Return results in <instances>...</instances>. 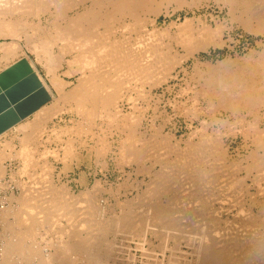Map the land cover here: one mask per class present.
<instances>
[{
	"label": "bare ground",
	"instance_id": "1",
	"mask_svg": "<svg viewBox=\"0 0 264 264\" xmlns=\"http://www.w3.org/2000/svg\"><path fill=\"white\" fill-rule=\"evenodd\" d=\"M185 1L187 2V0H185ZM185 1H183V0H12L11 1L10 0V2L8 3V1L5 0L4 2H7V4H3L4 2H1V0H0V2H1L0 6L4 5L3 7L7 8V9L4 8L5 9V10L3 9L4 11H2V8L0 9V11H1L0 16L4 15L0 19V36H10L12 38L10 42L2 43L3 45H1V46H3V52L4 53H2L3 57L2 56H1L2 58L0 57V61L6 62V61H9V60L15 58L18 55V51L22 47L21 46V42H23L22 40L25 39L26 40V46H27L26 48H28L29 51L33 52L36 55L35 56L36 59L38 58L39 61H43L44 64L46 65V67L45 66L44 67H45V69L47 68V70H48L47 73H49V75H51L50 76L51 77L50 79L52 80L51 83L54 84L52 86H54V88L56 87V89H58L56 91L57 95L59 94L58 92H60L59 97L56 98V101H55L56 103L52 102L51 104H53V105L52 106L48 105V107H46V108H43L45 106H42V109L40 108L39 111H37V112L35 111L36 113L33 117L34 118L33 120L26 121V123H23L16 128V130L22 134V136L19 138V146H18L19 150L18 151L16 150V152H15L14 147L10 141L11 139L9 141H6L5 143H3L2 146H0V191L8 189L9 187H11L10 184H5V182H4V180L6 178V174L8 172V166L5 165V163H7L6 160L15 159V158L21 159V162H22L21 164L23 165V167L20 169V171L22 174L26 173V176L28 175V172L30 171V170H28V168H30L31 166L33 167V162L36 163V160H38V161L40 160V158H38V157H37L38 159L34 160V158H33L34 155H32V153L35 152L33 150L39 144H42V143H40V138L43 137L44 134L47 132V130H46L47 122H49L54 117L59 116V115H61V113L66 112V111L70 112L71 114L73 113L76 117L77 116L81 117L80 120L85 121V122H88L89 120H91L95 116L101 120L102 126L106 125L107 129L108 128L111 129L113 127L116 130V133H114L115 135L113 136V139H111V140H113L112 142L108 141L109 139H108V136L106 135L108 133L105 132L106 134L103 133L101 135L97 134V136L95 137L96 138L95 139V145L94 146L90 145L92 147V149L95 150L97 155L103 157V155L105 156V154L109 150H111L112 153H114L115 155H118L117 159L120 160V162L121 161L122 162L127 161V162H131V163H135V165L136 164L140 165V167L136 168L137 172L138 173L143 172L145 174L144 175L145 177L143 176L144 179L142 177L141 179H143V180L140 179L137 183L138 188H139V189L137 188L138 189L137 191H139V193L141 192L140 190L142 189V186H141L142 184H143V186H146V187H143V189L146 188L144 190V192L142 194H139V195H141V197L144 198V199H142L144 201L146 199V196H148L152 200V202L148 203L149 204L148 209L145 208V210L147 209L146 213H143L142 215H140L142 212H140V213L137 212L138 210H136V211L133 210V211L137 212L140 215V219H142V221H140V219H139V221L143 222V229H142V235H141L142 238L141 239L139 238L138 240L136 239L137 248L142 251L144 256H147L149 261H152L151 259L153 257V262H152L153 264H264V233L261 231L262 235L258 234V233H260L259 228H257L259 232L258 231L255 232L256 230L254 232H251L253 230L252 228L256 229V227H258L260 225V224L256 225V221L254 220V218H256V220H257V217L261 219L259 221V223H261V226L264 229V186L261 185L262 184L261 181L264 180V177L261 178V176H258L259 174L257 176H255L252 173L254 169H260V168L264 169V113H262V111H264V52H263L262 56L259 54V57H261V58L259 61H257L259 63L256 67H254V65L252 66V67H254V69H252L251 66H249L250 69H252V70L249 71V73H246L247 75L244 74V76L243 75L238 76L239 74L237 75L236 72H234L236 74V76H234V75L231 76L232 75V72H231V75H230L231 77H229L228 79H223V78L221 79L220 78L221 79L220 80L218 76H217L218 79H215L214 77H216V76H214V75L212 77V73H211L210 74L211 77L209 76V78H208L209 81L206 77H205V80L207 79V81L204 82L202 80L204 84L206 83L205 85L203 83H201V84H203V87H202L203 92L202 93L204 95V99L209 101L211 106H218V108L220 107V109L223 110V112H224V113L222 112V114H225V112L229 113L226 116L227 117L226 119L220 118L219 120H217L216 118H214V120L216 119L215 120L216 122L220 121L219 123H217V125L219 126L218 128H215L216 124L214 125L213 121H211V119H210V122L207 119H204V120L202 119V121L200 122V125H201L200 129L198 131H195V130H197V129H195L193 132V135L191 134V136H190L191 139L188 138L190 140H188L187 142L185 141L186 143L183 145V144H181V140H180L181 138L179 139L180 140L179 141V140H176V137H174V135L168 134L169 132L164 134L162 127L160 128L161 125L158 128H156L155 123H154V120H155L154 116H151L153 118V120L151 119L152 124H149L148 132L147 131L144 132V130L142 131L144 133L141 132V126L143 124V120L145 119V110H143L144 108L142 109V108L138 107L136 102H138V100L140 98L142 100L143 99L148 100V99L152 98L153 96L150 97L151 96L150 92H151L152 88L157 87V86L162 85V84L164 85L165 83L169 82V80L171 78H175L176 76H174V72L178 68V66L183 65L190 58L195 57L196 53H198L200 51H206V50H208L210 45H212V44L216 45V43H218L217 39H214V37H216V36L213 37V35H214L213 29L214 28L211 30H208L207 28H209V27L207 26V28L198 29L197 28L198 26L196 25L197 26L196 28L198 30L193 29L191 25H192V21L194 22L195 20H193L192 18H187L185 20V22L179 24L180 25L179 29L176 32L177 35H175V38H174L177 41V43L175 41L176 45L180 44L182 46L183 53H181V54H179V56H177V53H179V52H176V53L174 52L175 53L174 54L172 51L173 47L172 48L167 47V45L170 46L172 44V40L170 42L171 44L169 45L168 39H167L166 43L162 39V41L166 44V46H165L166 48L162 47V46H164V43H161L163 45L159 46L160 44H158V43L161 42V39H159V38H161L162 35H164L170 29L165 30L164 28L166 26L163 28L164 30L162 28H161L162 30L157 28V26H156L157 19L163 13H167V15H168L170 6L172 4H176L177 5L176 8L179 9L180 7L184 6V3L186 5ZM201 1L202 0H191V5L189 3H188V5H190V8H194L198 3L200 4ZM215 1H217V2L223 1L225 4H229V5H233V6L238 1L239 4L242 5L243 9L245 10V12L247 13V15L250 18H255L261 22H264V0H215ZM224 3H223V5H224ZM1 4H3V5H1ZM5 5H7V6H5ZM225 6H227V5H225ZM233 9H235V8H233ZM73 10H75V11L77 10V11L74 13V15L72 14L73 15L72 16L69 13H70V11L72 12ZM142 12H144L143 15H145V13H146L148 15V18H149V15L151 17H154V19L151 18L152 21L150 20L152 25H153L152 29L147 28L148 27L147 26L148 23L146 24V21H147L146 18L147 17L143 16L141 18ZM239 12H241V11H239ZM233 13H235V12H233ZM16 15H18V16H16ZM11 16H13V17H11ZM233 16H235V18H236L237 15H233ZM30 17H32L31 18L32 20L30 19ZM204 17H205V15H204ZM143 18H145L146 20ZM199 18H198V20H199ZM44 19H46V20H44ZM196 19H197V17H196ZM239 19H241V18H239ZM200 20H201V18H200ZM200 20L197 21V23L200 22ZM119 21L121 22V25L120 26L115 25V23H117V22L119 23ZM223 22H221V23H223ZM261 22H259V23H261ZM261 24H263V23H261ZM173 25L175 26V24H173ZM254 25H256V23ZM205 26L206 25H204V27ZM209 26H211V25H209ZM218 26H220V25H218ZM249 26H250V24H249ZM177 27H178V25H177ZM248 28L251 29V27H247L246 29H248ZM51 29H53V33H51V31H48ZM166 29H167V27H166ZM216 29H215V31L217 32L218 30H216ZM256 30L257 29H255V31ZM210 31H212L213 33H211ZM219 31H220V29H219ZM224 31H226V30H224ZM262 31H264V30H262ZM170 32H171V30H170ZM166 34H168V33H166ZM263 34H261V35H263ZM165 35H164L165 38H166V36L167 37L169 36V38L173 39V37H170L171 35H166V36ZM219 35L221 37L222 34L219 33L218 37H219ZM133 38L136 39V41L135 40L132 41ZM61 43H62V47L59 50V54L56 53V55H55L54 54V47L57 46L58 44H61ZM176 45H175V47H176ZM258 45L259 44H257V46ZM173 46H174V44H173ZM260 46L262 47V45H260ZM263 46H264V43H263ZM253 48H254V46H253ZM255 49H256V47H255ZM69 52L75 53V55L72 59H69V60L66 59L67 60L66 65H68L67 67H69L67 69H70V71L68 72V70H66L67 72L65 71L66 72L65 75H67V73L69 75H71L72 73H78L79 78H77L78 79L77 84H74L73 87L71 86L72 87L71 89L65 91L64 90L65 86L67 84H70L71 82L70 83L68 81H67V83L64 82V80H61L63 78H59L58 77L59 75L58 76L56 75V72L61 67V63L63 62V60L65 58L64 56ZM253 52H256V51L254 50ZM249 53H250V51H249ZM254 55H256V54H254ZM243 57H245V56H243ZM239 58L240 57H238V59ZM255 58L258 59V57H255ZM227 59H230V58H227ZM247 60H244V61L246 62ZM252 60H254V58ZM39 61H37V62H39ZM229 61L230 60H228L227 62H229ZM231 61H232V59H231ZM244 61H241V63L242 62L244 63ZM196 62H198V61H196ZM221 62H223V61H221ZM30 64H32V61ZM39 64H41V63H39ZM240 64H239V66H240ZM200 65H201V63H200ZM245 65L246 64H244V66ZM32 66H33V64H32ZM219 66H221V65H219ZM230 66H232V65L230 64ZM227 67H229V66L227 65ZM247 68H248V65H247ZM244 69L245 68L243 67L242 71ZM218 70L220 71V69H218ZM236 70H238V68ZM203 72H202V74H203ZM223 72L225 73V70ZM246 72H248V71L246 70ZM199 74L201 75V73H199ZM227 74H230V72ZM69 75H67V76H69ZM192 76H193V74H192ZM125 78L128 81H129V79H132V80L135 79L133 82L138 81L137 83H139L140 86L136 87L138 85L137 84L134 88V86H132L131 82H130L132 80L129 81L130 82L129 86L126 85L128 83L125 82ZM211 78H213V79H211ZM50 79H49V81H50ZM199 79H201V77H199ZM192 80H193V78H192ZM188 81H190V79ZM202 81H200V82H202ZM145 84L149 85V87H148L150 89V90H148L149 93H147V90H145V88H144ZM125 87H127V89ZM190 91H191V89H190ZM167 92H168V90H167ZM187 92H188V90H187ZM134 94H136V96H134ZM54 99H55V97H54ZM124 101H127L128 104L131 105V107L134 109L133 113L132 112L129 114L123 113V108H122L123 106L121 103L122 102L124 103ZM157 102H158V100H157ZM169 102H171V101H169ZM182 102H184V101H182ZM180 103H181V101H180ZM147 104H148V102H147ZM164 105H165V103H164ZM174 107L175 106L173 103V108ZM155 108H157V105ZM255 108H258V110H259L258 113L255 112V110H254ZM147 109L148 108L146 107V111H147ZM197 109H198V107H197ZM199 109H200V107H199ZM239 109L246 110L247 116L243 117L242 114L240 115V117L242 116L243 118L240 119V128H239L240 130H238L239 131L238 135H241L245 139V141H247L251 137H253L254 141H256V143H257V147L255 148V150L253 152L248 151L249 153L252 152L251 157H250L252 163H249V164L247 163V165H244V164H242V162H239L240 160L237 162L232 158L230 151H229L230 149L228 148V146L225 147L224 140H223L224 135H225V132L223 131V129L225 130L226 128L231 126V123H234V122H230V120L232 117H234L237 114L236 112ZM98 110H99V112H98ZM260 110H262V111L260 112ZM158 113H161V111H159ZM240 113H238V114H240ZM219 114H221V112ZM212 117H215V116H212ZM175 118H176V116H175ZM235 118L239 119L237 117H235ZM156 119H157V117H156ZM199 119H200V117H199ZM236 119L233 121H236ZM74 120L76 121V119H74ZM78 121H76V122H78ZM82 121H81V123H82ZM90 122L91 121H89V123ZM93 122H95V121L93 120ZM237 123H239V120ZM86 124L88 125V123H85V125H83V126L85 127ZM79 125L81 127V129H79V131L82 129H84V130L88 129L86 131V133L88 131L90 132V130H91V128L89 130L90 125H88V128H87V126L85 128H83L82 124H79ZM93 125H92V127H93ZM179 125H181V124H179ZM232 125H234V124H232ZM165 126H166V124H165ZM76 127H77V125H76ZM235 127H236V125L234 126V129H232V130H235V132H236ZM70 128H69V130L71 133V130H73V129L72 128L70 129ZM51 130H53V129H51ZM53 131H55V130H53ZM53 131H51V134ZM79 131L76 130V132H78V133H79ZM110 132H111V130H110ZM190 132H192V131H190ZM94 133H96V132L94 131ZM5 134L6 133H4V135ZM58 135H59V133H58ZM47 137L48 138H46V139L50 140L49 136H47ZM79 137H81V136H79ZM93 137L94 136L92 135V138ZM54 138H55V136L53 137V139ZM194 138H197V139L195 140ZM72 140L73 139H71V141H70V139H68V141H70L68 143L65 141L66 146L63 148L65 151V156L68 158L70 156H72L73 154L75 155L74 150L76 148V145L75 146L73 145ZM82 145H85V144L83 143ZM244 147H243V149H244ZM7 149H9V152H11V153H6L5 151ZM260 149H261L262 153L259 152ZM47 150H49V149H47ZM88 150H89V148H88ZM64 151H63V153H64ZM162 151L163 152L169 151V152H167L169 154L174 152L173 154L176 157L174 156L175 158L172 159V157H171V159H169L168 157H166V155H165L166 153L163 154ZM240 151H241V149H240ZM52 153L54 154L53 151H52ZM57 154L58 153L55 152V155H57ZM95 157H96V155H95ZM74 158H76V157L74 156ZM246 158L248 159V157H246ZM45 160H47V159L45 158ZM148 160H149V162H151L149 167L147 165L145 166V163ZM66 162H68V161H66ZM69 164H72V163H69ZM101 164L104 165V163H101ZM127 164H125V165H127ZM37 165L40 167L39 164H37ZM141 166H142V169H141ZM41 167H43V165ZM47 167L49 169L51 168L49 165H47V162H45L43 168L44 169L46 168V170H47ZM106 167H105V169H106ZM114 167H116V166H114ZM33 168H31V169H33ZM230 168L235 169V171H237L238 174L231 172ZM49 169H48V171H51ZM263 169H262V171H264ZM46 170H44V171H46ZM33 171L34 170H32V172ZM242 172H244L243 176H242ZM39 173H40V175H42L41 172H39ZM45 173H47V171ZM45 173H44V175H45ZM95 173H93V174H95ZM113 173H114V171H113ZM66 174H69V173L66 172ZM37 175H39V174H37ZM37 175H35V178ZM40 175H39V178L42 177ZM134 175H138V174H134ZM122 176L124 177V175H122ZM10 177H11V175H10ZM29 177H30V175H29ZM45 177L48 178V176H45ZM101 177H102V175H101ZM13 178H11V179H13ZM146 178L148 179V181H146ZM27 180H30L28 178V176H27ZM51 180H53V178ZM99 180H100V178H99ZM111 180H113V179H111ZM39 181H40V179H39ZM38 182H36V184H38ZM131 182H133V181H131ZM30 183H31V180H30ZM30 183L24 184V183H20V181H18V184H16L18 186V188H20V190H21L20 196L18 195L19 197L16 199V200H19L21 207L17 206V208L20 207L22 209L19 208V210H16V208L13 209L9 206H6V203H5L6 201L3 203L4 205H2V207L0 208V218L3 220H5V218H8L9 216L8 217H6V216L11 214V213L12 214L14 213V217L17 213L21 214V216L19 215L21 217L19 220L17 219V217H15V219H17L18 222L21 224V227H19V226H18V228H16L15 226L11 227L12 229H13V227H15L17 232H19L18 234L16 232H14V233H16L17 240L11 241V243H8V246L5 245L6 246L5 253H8V255L10 256V253L12 252V250L14 252L17 250L19 252H22V255H20V256L23 257V254L25 255L23 257V259L25 258V261L29 260L28 263L32 261V262H37V264H74L72 261L74 259V257H73V259H71V256L69 255V253L71 251H76L75 253H78V255H81V253H84V255L85 254L88 255L90 253L94 254L93 242H90L89 240H91L94 236L98 235V233H99L98 231H97L98 232L97 234L96 233L93 234L94 236H92L90 239L84 241L85 246H83L82 243H80V244H74V242L62 243L63 242L62 241L61 243H59L60 244L59 246L62 249H60L56 253L51 254V253H47V252H43V251H39L40 252L39 253L37 251L38 247L37 248L34 247L36 244L34 246H32L31 245L32 243H30L28 245H31V246H27V244H26L27 242H25L26 236H28L31 233H33V236H34V231L38 232V230H35L36 227L33 228V226H26L25 224H27L26 222H30L28 219L31 218L30 215H32L33 213H36L37 215H38V213H44L47 218L45 216L44 217L48 221H52V222L55 220V217H56L55 215H60L62 217L64 216L63 218H65V219L66 218L68 219V217H69L70 220L66 221L68 223H71V221L73 220V217L75 216L74 220L77 223V221L81 220V219L77 220L76 218H79V216L77 217L76 215L79 214V215L83 216L82 214L88 213V212L82 213L83 211L86 212L83 208H85L84 206L86 204L89 207V204H91L93 202L92 200H94L97 197L96 194H97V191H99V189H100V186H99L100 182H97V184L94 183V185H93L94 187H92V190L88 189L85 192L86 197L85 196L84 197L87 198L88 201L90 200V202L87 203V199L85 200V198H84L85 202L84 201L83 202L86 203L85 205H83V203L81 204V202L78 203L79 201H77V200L81 199L79 194H76V195L79 196L80 199L78 197H77L78 199L74 197L77 200H75L73 198V196H72L73 192L71 193L69 190L70 187L67 188L63 185L62 187L60 186V188L57 186L58 187L57 188L55 186V184H50L53 186L49 187L50 188L49 191L47 188L46 192H48V193L45 192V194H44L43 191H41L40 189H37L38 186H36V188L32 187V186H30ZM43 183H44V181H43ZM46 183L48 185L47 184H44V185L49 186L48 181ZM39 185H41V184H39ZM258 185H259V188H257L258 191H256L257 193H255V194L261 196V198L263 199V200H260V202L262 201V204L260 203L261 209L259 210V213H256L254 211L253 207H254V205H257V206L259 205L258 204L259 200L253 199L252 203L250 204L251 205L250 209L248 211H246L244 209L246 205L244 206L243 203L241 202V204L243 205L242 206L239 203L240 201L238 202L239 197L241 196L240 195L241 192H239V191L243 188L245 189V187H248V188L251 187L252 188V186H258ZM41 187L43 188V186H41ZM131 187H132V184H131ZM213 187H214V189H212ZM215 188H217V189H215ZM233 188H235V190L237 189L236 191L239 192L240 196H236L238 198V200L236 198L235 199H236V202H238L239 205H241L240 207H242V208L238 207L239 208L238 210L240 212L238 210H236V211H238L240 213L241 217L243 215H245L244 217H246V221H247V219H249V221L246 222L247 223L246 224L245 221H243L244 218L242 217L243 218L242 221H243V223L246 224V226H242L243 223L239 222L241 227H242V231L241 232L238 231V233L240 232L239 234L236 231H234L236 233L231 234V233H233V230H231L232 228L234 229L237 226V229L239 230V227H238V226H240L239 224L235 226L233 224H236V223H232V225L234 227L231 226V222L233 220H234L233 222H236L235 219L239 216V215L236 216V214L238 212H236L234 214L235 219L233 218V220L231 221L230 217H228L229 214L231 213L230 210L225 209L227 212L226 213L227 217H224L226 215H222L223 213H221V210L223 208L222 209L218 208L220 210L218 212L216 211L217 210L216 208H215L216 212H214L212 210V208H213L212 206H210L211 209L210 208L207 209L209 207V205H211V202L213 200H215L216 198L217 199L215 200V202L217 200L220 202L222 200L224 201V198H225L224 196H226V194H227L228 195L227 199H229L230 198L229 196L231 194H229L228 191L232 190ZM227 189H228V191L226 192ZM128 190H130V189H128ZM215 190L218 192L217 194H215ZM236 191L234 192V190H233L234 193H236ZM248 192L249 191H247V193ZM15 194L16 193L11 194V196L12 195L13 196L9 198V201L10 200L12 201L11 198L17 197V196H15ZM242 194H243V192H242ZM255 194L250 193L251 197H252V195H255ZM70 195L75 200L74 201L75 206L82 205L83 206V207L81 206L82 209L78 210L79 207H77V209L75 210V208L73 209L72 206L67 203L68 202L67 200L71 199ZM69 196H70V198H69ZM168 196L170 198L167 199V201L169 200V202H168V204H166L167 202L164 200V197H168ZM214 196L216 197L215 199H214ZM232 196L233 195H231V198H232ZM234 196H235V194H234ZM45 197H47V198H45ZM141 197H140V199H141ZM242 198H244V197H242ZM219 199H221V200H219ZM4 200H8V199L6 198ZM41 200L42 201L45 200V203H43ZM71 201H73V200H70L69 202H71ZM80 201H82V200H80ZM223 201L221 202L222 205H223ZM226 201H228V200L225 199L224 203ZM232 201H233L232 202L233 204L234 203L236 204V202L234 200H232ZM76 202L80 205H77ZM104 202H105V200H104ZM228 202H226V204H228ZM42 203H43V206L45 204L46 205L44 207H41ZM136 203H139V202H136ZM232 203H229V204H232ZM92 204H93L92 208L95 209L98 207L97 205H99L101 203H98L96 205L93 202ZM94 204L97 207H94ZM131 204L135 205L134 202H132ZM148 204H146V205H148ZM220 204H219V206H220ZM87 205H86V207H87ZM187 205H193V207H195V209L192 208V206L190 207ZM142 206H144V205H142ZM185 206H187V207H185ZM90 207L87 208V209H89L87 211L91 210ZM100 207H101V205H100ZM105 207H107V205ZM134 207L136 209V206H133V209H134ZM188 207L194 209V211L191 209H188ZM98 208L96 209V212H97ZM119 208L121 209L120 206H119ZM139 208H141V206ZM139 208L137 207V209H139ZM183 208L184 209L187 208V210H184ZM197 208H199V209H197ZM228 208H230V207H228ZM232 208H233V206H232ZM94 209H92V211ZM131 209H132V206H131ZM81 210H83V211H81ZM122 210L123 209H121L120 211H122ZM211 210L213 213H211ZM104 211H105V209H104ZM140 211H142V210H140ZM207 211H210V212H207ZM105 212H104V214H105ZM110 212H111V210H110ZM114 212H113V214H115ZM90 213H89V215H90ZM129 213H133V212L130 211ZM207 213L209 216H206ZM24 214H25V217H23ZM95 214L96 213H94V215ZM35 215H33V216H35ZM89 215H87L88 218H86L87 216L86 217L84 216V218H86L88 220ZM91 215L93 217V220H91V221H93V223H91V221H90V223L85 222L84 224H87L86 226L89 228L91 227V229L95 228V230H98L99 225L95 221L99 218V216L97 218L93 215V213ZM136 215H134V217ZM1 216H4L5 218L4 217L2 218ZM41 216H43V214ZM127 216H128V214H127ZM12 217H13V215H12ZM38 217H39V215H38ZM118 217H120V215H118ZM132 217H130V218L132 219ZM45 218L43 220L44 223H46ZM71 218H72V220H71ZM90 218H91V216H90ZM95 218H97V219H95ZM103 218L101 217L102 220L106 219V218L105 219H103ZM111 218H110V220H111ZM120 218H122V217H120ZM15 219L13 221H16ZM3 220H1V221H3ZM34 220H35V218H34ZM198 220H201V221H198ZM239 220H240V218H239ZM84 221H82V222H84ZM125 221H128V220L126 219ZM196 221L202 222V223L200 224V223H197ZM72 222H74V221H72ZM79 222L81 223V221H78V223H77L78 226L80 224ZM135 222H136V220H135ZM23 223H25L24 226H23ZM37 223L40 224L39 221ZM100 223L101 222H99V224ZM108 223H111V221H108ZM108 223H107V225L106 224H104V225L108 227ZM84 224L81 223V226L84 227ZM122 224L124 225V223H122ZM128 224L126 226L129 228V226L131 224H129V226H128ZM192 224H194V225H192ZM196 224H199L198 227H195ZM27 225H29V224H27ZM44 225L46 226V224H44ZM54 225H56V223ZM71 225H72V223L69 224V226H71ZM115 225L118 226V224H116V223H115ZM216 225L219 226L220 228L216 227ZM220 225L223 227V229H221L222 227ZM60 226H61V224H60ZM73 226L70 227V232L72 231V229H75L77 227L76 226L75 228H73ZM105 226H104V228H105ZM134 226H137V225H134ZM141 226H142V224H141ZM187 226L192 229V231H190V233H189L190 235L187 234V237L189 239L186 238L187 248H189V250L191 252L190 251L186 252L187 250L184 251L183 247H181L182 245L180 244V243H182V242H180V239L186 235L184 232H186L185 227H187ZM193 226L196 229L192 228ZM261 226H259V227H261ZM63 227L65 229V226H63ZM47 228L48 229L45 228L46 229L45 232L48 231V233H46L48 235L49 229H52V228H49V227H47ZM79 228H81V227H78L77 230ZM89 228H86L85 230H87V229L89 230ZM123 228L127 229L124 226H123ZM140 228H142V227H140ZM197 228H199V229L197 232H195L197 230ZM224 228L230 229L231 231L228 230L227 232L226 231L223 232L222 230H224ZM121 229H120V232L122 231ZM130 229H129V231H130ZM137 229L138 228H136V230ZM249 229L250 230L252 229V230L249 231ZM5 230H6V228H5ZM60 231H59V233H60ZM113 231L115 232V230H113ZM117 231H119V230H117ZM138 231H137V234H138ZM55 232L58 233L57 230ZM67 232H68V230H67ZM75 232H77V231H75ZM85 232L86 231H84V233ZM88 232H86L87 235L90 234V232H92V230L91 231L89 230ZM93 232H94V229H93ZM127 232L128 231H126V233ZM243 232H245V233H243ZM103 233H101V234H103ZM115 233L118 236L117 232H115ZM115 233H113V235ZM126 233H123V234L126 236ZM129 233H130V235L133 234L132 232H129ZM63 234H66V233L64 232ZM119 234H121V233H119ZM12 235H15V234H12ZM47 235H45V236H47ZM59 235H61V234H59ZM42 236H43V234H42ZM62 236H61V238H62ZM18 237H19V239H18ZM31 237H32V235H31ZM35 237H36V235L34 236V238ZM98 237H100V234ZM126 237H129V235ZM13 238H15V237L13 236ZM61 238L59 236V239H61ZM174 238H176V241H175L176 246H175V244L173 246L171 243V240ZM27 239L29 240V238H27ZM75 239L78 240L79 238H75ZM157 239H159V241L162 243V250H160V251H162V258H155L154 255L156 252H154V249H152V251H150L147 248H145V243L150 244L151 246H154V242ZM32 240H33V238H32ZM57 240H58V238H57ZM115 240H117V239H115ZM115 240L110 241L109 243L115 242ZM123 240L126 241V238L122 239L121 241H123ZM51 241L53 243V238ZM51 241L48 240L49 243ZM69 241H71V240H69ZM99 241H101V239H99ZM106 241H107V243H106ZM106 241H105V243H106L105 246L108 244L107 239H106ZM131 241H133V240H131ZM95 242L97 245L98 242L97 241H95ZM46 243H47V240H46L45 244ZM76 243H78V241ZM129 244H130V242H129ZM113 245H115V244H113ZM117 245H118V243H117ZM57 246H58V243H57ZM119 246H121V245H119ZM121 247H123V246H121ZM154 248H156V246H154ZM109 249L111 250L110 247H109ZM112 249H114V248H112ZM123 249H121L120 251H122ZM160 249H161V246H160ZM39 250H42V249H39ZM111 251H113V250H111ZM5 253L3 251L2 255H5ZM115 253H117V252H115ZM16 254H17V252H16ZM72 254H73V252H72ZM157 254L158 253H156V255ZM8 255L6 254L5 256L9 257ZM14 256H16V255H14ZM88 257H89V255H88ZM91 257H93V256H91ZM26 258H27V260H26ZM34 258H36V259H34ZM20 259L22 260V258H20ZM83 259H85V257H83ZM93 259H96V258H93ZM98 259H96V260L98 261ZM133 259H134V257H133ZM3 260L4 259L2 258L1 261L3 262ZM5 260L8 261L6 258H5ZM127 260L129 261V259H127ZM4 262H3V264H4ZM88 262H89V260H88ZM91 262H92V260H91ZM103 262H104V259H103ZM9 263H11V262H9ZM104 263H106V261ZM128 264H129V262H128ZM146 264H150V263H146Z\"/></svg>",
	"mask_w": 264,
	"mask_h": 264
},
{
	"label": "rangeland",
	"instance_id": "2",
	"mask_svg": "<svg viewBox=\"0 0 264 264\" xmlns=\"http://www.w3.org/2000/svg\"><path fill=\"white\" fill-rule=\"evenodd\" d=\"M5 0H1V2H4ZM6 1H8V3L10 2V0H6ZM12 1V0H11ZM183 1H185V0H183ZM0 2V3H1ZM186 2V1H185ZM217 1H215V0H202L201 2H200V4L198 3L194 8H190V5H191V0H187V2H186V5H185V3H184V6L183 7H180L179 9L178 8H176L177 7V5L176 4H172L171 6H170V9H169V14L167 15V13H163L158 19H157V23H156V26H157V28H159V29H163L165 26L167 27V29H166V27L164 28L165 30H171V32H170V30L169 31H167L166 33H168V34H166V35H171L170 37H173V39H171V38H169V36L167 37L165 34V36H166V38L164 37V35H162V37L161 38H159V39H161V42H159L158 44H160L159 46H161V45H163V44H161V43H166L167 42V39H168V43H169V45L171 44L170 42H171V40H172V46L170 45V46H168L167 45V47H173V49H172V51H173V53L175 52H179V53H177V56H179V54H181V53H183V48H182V46L180 45V44H178V45H176V43H177V41H176V39H174L175 38V35H177L176 34V32L178 31V29H179V24L180 23H183V22H185V20L187 19V18H192L193 20H195L194 22L192 21V28L193 29H196V30H198V29H203V28H207V26L209 27V28H207L208 30H211V29H213V31H214V33L212 32V31H210L211 33H213L214 35H213V37L214 36H216V37H214V39H217V41H218V43H216V45L215 44H212V45H210L209 46V48H208V50H206V51H200V52H198V53H196L195 54V57H192V58H190L188 61H186L183 65H181V66H178V68L175 70V72H174V76H176L175 78H171L170 80H169V82H167V83H165L164 85L162 84V85H159V86H157V87H154V88H152V90H151V96L150 97H152V98H150V99H148V100H145V99H139L138 100V102H136L137 103V105H138V107H140V108H144L143 110H145V119L143 120V124H142V126H141V132L144 130V132H148V127H149V124H152V121H151V119L153 120V118L151 117V116H154V123H155V127L156 128H158L160 125V128L162 127V129H163V132H164V134H166V133H168V134H172V135H174V137H176V140H179L180 138V140H181V144H185L188 140H190L191 139V134L193 135V132H194V130L195 129H197V130H195V131H198L199 129H200V127H201V125H200V122L202 121V119L204 120V119H207L209 122H210V119H211V121H213V124L216 126H214L215 128H218L219 126L217 125V123H219L220 121H215L216 119L217 120H219L220 118L221 119H226L227 117V115L229 114V113H226L225 112V114H222V112H223V110H221L220 109V107L218 108V106H211V104L209 103V101H207L206 99H204V95H203V81L205 82V81H207V79L209 78V76H210V74L212 73V77H213V75L214 76H216V77H214L215 79H218V77H219V79L221 78H223V79H228L229 77H231V76H236V74L238 75V76H244V74L245 75H247L246 73H249V71H251L252 69H254V67H256L257 65H258V63L259 62H257V61H259L260 60V58L261 57H259V54L262 56V54H263V52H264V46H263V41H264V31H262V30H264V22H261V21H259V20H257V19H255V18H250L248 15H247V13L245 12V10L243 9V7H242V5H240L239 4V2L237 1L236 3H235V7L233 6V5H229V4H225L223 1H219V2H217ZM188 3L190 4V5H188ZM202 3V4H201ZM223 3H224V5H223ZM3 4H7V2H4ZM3 4H1V5H3ZM220 4V5H219ZM203 5V6H202ZM225 5H227V6H225ZM237 5V6H236ZM240 5V6H239ZM4 6V5H3ZM3 6H0V9L2 8V11H4L5 9H7L6 7H3ZM5 6H7V5H5ZM199 6V7H198ZM205 6V7H204ZM174 7V8H173ZM179 7V6H178ZM198 7V8H197ZM229 7V8H228ZM5 8V9H4ZM190 8V9H189ZM204 8V9H203ZM209 8V9H208ZM228 8V9H227ZM233 8H235V9H233ZM4 9V10H3ZM195 9V10H194ZM208 9V10H207ZM222 9V10H221ZM225 9V10H224ZM238 9V10H237ZM241 9V10H240ZM243 9V10H242ZM234 10V11H233ZM237 10V11H236ZM77 11V10H76ZM75 10H73L72 12L70 11V15H74V13L76 12ZM179 11V12H178ZM229 11V12H228ZM235 12V13H233V12ZM239 11H241V12H239ZM1 12V11H0ZM201 12V13H200ZM244 12V13H243ZM228 13V14H227ZM237 13V14H236ZM144 14V12H142L141 13V18L144 16V17H147L146 19H147V21H146V24H147V28L148 29H152V27H153V25H152V23H151V21H152V19H154V17H151L150 15H149V18H148V15L145 13V15H143ZM72 15V16H73ZM204 15H205V17H204ZM233 15H237L236 16V18H235V16H233ZM4 16V15H3ZM3 16H0V19L3 17ZM16 16H18V15H16ZM197 17V19H196V17ZM201 16V17H200ZM220 16V17H219ZM11 17H13V16H11ZM195 17V18H194ZM201 18V20H200V18ZM208 19H207V18ZM241 18V19H239V18ZM32 17H30V19H31ZM152 18V19H151ZM198 18H199V20H200V22H198L197 23V21H199L198 20ZM211 18V19H210ZM247 18V19H246ZM143 19H145V18H143ZM145 19V20H146ZM203 19V20H202ZM205 19V20H204ZM236 21H235V20ZM245 19V20H244ZM249 19V20H248ZM32 20V19H31ZM44 20H46V19H44ZM151 20V21H150ZM228 20V21H227ZM238 20V21H237ZM173 21V22H172ZM208 21V22H207ZM211 21V22H210ZM224 21V22H223ZM240 21V22H239ZM221 22H223V23H221ZM232 22V23H231ZM242 22V23H241ZM259 22H261V23H263V24H261V23H259ZM120 23V24H119ZM119 23L117 22V23H115V25H117V26H120L121 25V22L119 21ZM145 23V22H144ZM197 23V24H196ZM239 23V24H238ZM244 23V24H243ZM256 23V25H254ZM172 24V25H171ZM173 24H175V26L173 25ZM216 26H215V25ZM249 24H250V26H249ZM253 24V25H252ZM168 25V26H167ZM171 25V26H170ZM177 25H178V27H177ZM198 27H197V26ZM202 27H201V26ZM204 25H206L205 27H204ZM209 25H211V26H209ZM218 25H220V26H218ZM159 26V27H158ZM194 26V27H193ZM215 26V27H214ZM253 26V27H252ZM258 26V27H257ZM260 26V27H259ZM263 26V27H262ZM198 29H197V28ZM219 27V28H218ZM223 29H222V28ZM247 27H251V29H246ZM217 28V29H216ZM161 29V30H162ZM163 29V30H164ZM215 29L216 30H218L217 32L215 31ZM219 29H220V31H219ZM255 29H257L256 31H255ZM260 29V30H259ZM262 29V30H261ZM224 30H226V31H224ZM254 30V31H253ZM48 31H51V33H53V29H51V30H48ZM174 31V32H173ZM253 31V32H252ZM221 33L222 35H221V37H220V35H219V37H218V34L219 33ZM171 33V34H170ZM224 33V34H223ZM216 34V35H215ZM261 34H263V35H261ZM259 35V36H258ZM136 38V37H135ZM221 40H220V39ZM11 37L10 36H0V57L2 56V53H4L3 52V46H1V45H3L2 43H8V42H10L11 41ZM158 39V40H159ZM162 39H163V41H162ZM228 39V40H227ZM136 41V39H132V41ZM224 40V41H223ZM263 40V41H262ZM23 42H21V49L18 51V55L16 56V57H18V56H21V55H23V56H25V57H30V58H36L35 56V54L32 52H29V50H28V48H26L27 46H26V40L24 39V40H22ZM175 41H176V43H175ZM220 41V42H219ZM25 42V43H24ZM261 44H260V43ZM164 43V46H162V47H164V48H166L165 46H166V44ZM173 44H174V46H173ZM257 44H259L258 46H257ZM157 45V44H156ZM175 45H176V47H175ZM221 45V46H220ZM260 45H262V47L260 46ZM158 46V45H157ZM220 46V47H219ZM253 46H254V48H253ZM180 47V48H179ZM255 47H256V49H255ZM2 48V49H1ZM163 48V49H164ZM179 48V49H178ZM250 49V50H249ZM175 50V51H174ZM256 51V52H253V51ZM249 51H250V53H249ZM211 52V53H210ZM261 52V53H260ZM174 53V54H175ZM256 54V55H254V54ZM238 54V55H237ZM4 55V54H3ZM247 55V56H246ZM230 56V57H229ZM243 56H245V57H243ZM252 56V57H251ZM3 57V56H2ZM1 57V58H2ZM237 57V58H236ZM238 57H240L239 59H238ZM247 57V58H246ZM249 57V58H248ZM255 57H258V59L257 58H255ZM196 58V59H195ZM227 58H230V59H227ZM254 58V60L257 62H255L254 60H252ZM231 59H232V61H231ZM249 61H248V60ZM257 59V60H256ZM226 60V61H225ZM228 60H230L229 62H227ZM244 61V60H247L246 62L244 61V63L242 62L241 63V61ZM196 61H198V62H196ZM221 61H223V62H221ZM221 62V63H220ZM198 65H197V64ZM200 63H201V65H200ZM203 63V64H202ZM210 63V64H209ZM241 63V64H240ZM256 63V64H255ZM207 64V65H206ZM230 64L232 65V66H230ZM236 66H235V65ZM238 64V65H237ZM239 64H240V66H239ZM244 64H246L245 66H244ZM193 65V66H192ZM219 65H221V66H219ZM227 65L229 66V67H227ZM247 65H248V68H247ZM254 65V67H252ZM2 66H3V61H0V68H2ZM183 66V67H182ZM206 66V67H205ZM223 66V67H222ZM249 66H251V68L252 69H250V67ZM203 67V68H202ZM219 67V68H218ZM233 67V68H232ZM243 67L248 71V72H246V70L244 69L243 71H242V69H243ZM190 70H189V69ZM195 68V69H194ZM220 69V71L218 70V69ZM230 68V69H229ZM232 68V69H231ZM238 68V70H236ZM240 68V69H239ZM230 71H229V70ZM250 69V70H249ZM196 70V71H195ZM200 70V71H199ZM225 70V73L223 72ZM236 70V71H235ZM204 71V72H203ZM228 71V72H227ZM202 72H203V74H202ZM223 72V73H222ZM230 72V74H227V73H229ZM231 72H232V75H231ZM234 72H236V74L234 73ZM240 72V73H239ZM199 73H201V75L199 74ZM207 73V74H206ZM192 74H193V76H192ZM198 74V75H197ZM205 74V75H204ZM218 74V75H217ZM222 74V75H221ZM228 76H227V75ZM220 75V76H219ZM231 75V76H230ZM179 76V77H178ZM189 76V77H188ZM218 76V77H217ZM178 77V78H177ZM199 77H201V79H199ZM205 77L207 78L206 80H205ZM211 77V76H210ZM226 77V78H225ZM188 78V79H187ZM192 78H193V80H192ZM197 78V79H196ZM190 79V81H188ZM211 79H213V78H211ZM220 79V80H221ZM127 79L125 78V82L126 83H128V84H126V85H128L129 86V83L131 82V85L132 86H134V88H135V86L136 87H139L140 86V84L139 83H137L138 81H136V82H133L134 80H132V79H129V81L130 80H132V81H126ZM203 80V81H202ZM200 81H202V82H200ZM208 81H209V79H208ZM181 85H180V84ZM194 83V84H193ZM196 83V84H195ZM201 83H203V84H201ZM135 84V85H134ZM199 84V85H198ZM206 84V83H205ZM204 84V85H205ZM179 85V86H178ZM190 85V86H189ZM175 86V87H174ZM193 86V87H192ZM149 85L147 84H145V90H147V93H149V91L148 90H150L149 88ZM184 87V88H183ZM192 87V88H191ZM197 87V88H196ZM199 87V88H198ZM126 89H127V87H125ZM124 88V89H125ZM129 88V87H128ZM168 88V89H167ZM181 88V89H180ZM155 89V90H154ZM190 89H191V91H190ZM167 90H168V92H167ZM186 90V91H185ZM187 90H188V92H187ZM157 91V92H156ZM156 92V93H155ZM187 92V93H186ZM190 92V93H189ZM167 93V94H166ZM174 93V94H173ZM186 93V94H185ZM192 93V94H191ZM161 94V95H160ZM172 94V95H171ZM134 96H136V94H134ZM159 96V97H158ZM178 98H177V97ZM183 96V97H182ZM185 96V97H184ZM201 96V97H200ZM164 97V98H163ZM184 98V99H183ZM195 100H194V99ZM200 98V99H199ZM176 99V100H175ZM189 99V100H188ZM199 99V100H198ZM156 100V101H155ZM157 100H158V102H157ZM161 100V101H160ZM179 102H178V101ZM169 101H171V102H169ZM180 101H181V103H180ZM182 101H184V102H182ZM192 101V102H191ZM195 101V102H194ZM200 101V102H199ZM147 102H148V104H147ZM169 102V103H168ZM199 102V103H198ZM157 103V104H156ZM164 103H165V105H164ZM173 103H174V108H173ZM185 103V104H184ZM192 103V104H191ZM122 104V108H123V113L124 114H129V113H133L134 112V109L131 107V105L130 104H128V102L127 101H124V103L122 102L121 103ZM144 104V105H143ZM147 104V105H146ZM161 104V105H160ZM179 106H178V105ZM187 104V105H186ZM197 104V105H196ZM199 104V105H198ZM151 105V106H150ZM156 105H157V108H155L156 107ZM164 105V106H163ZM177 105V106H176ZM203 105V106H202ZM129 106V107H128ZM155 106V107H154ZM186 106V107H185ZM205 106V107H204ZM146 107L148 108L147 109V111H146ZM159 107V108H158ZM164 107V108H163ZM189 107V108H188ZM197 107H198V109H197ZM199 107H200V109H199ZM210 107V108H209ZM213 107V108H212ZM155 108V109H154ZM173 108V109H172ZM191 108V109H190ZM207 108V109H206ZM184 109V110H183ZM219 109V110H218ZM155 110V111H154ZM169 112H168V111ZM217 110V111H216ZM255 110V112L256 113H258L259 112V110H258V108H255L254 109ZM159 111H161V113H158ZM213 111V112H212ZM262 110H260V112H261ZM98 112H99V110H98ZM128 112V113H127ZM167 112V113H166ZM205 112V113H204ZM211 112V113H210ZM221 112V114H219ZM241 112V113H240ZM246 112V110H241V109H239V110H237V114L234 116V117H232L231 118V120H230V122H234V123H231V126L230 127H228V128H226L225 130L223 129V131L225 132V135H224V144H225V147H227L228 146V148L230 149L229 151H230V154H231V156H232V158L235 160V161H239V162H242V164H244V165H247V163L249 164V163H252L251 162V153L255 150V148L257 147V143H256V141H254V139H253V137H251L249 140H247V141H245V139L241 136V135H238L239 134V131L238 130H240L239 128H240V119H242L244 116H247V112ZM68 113V114H67ZM202 113V114H201ZM224 113V112H223ZM238 113H240V114H238ZM262 113H264V111H262ZM139 114V113H138ZM160 114V115H159ZM168 114V115H167ZM180 114V115H179ZM191 114V115H190ZM210 116H209V115ZM216 114V115H215ZM242 114V116L240 117V115ZM244 114V115H243ZM171 115V116H170ZM200 115V116H199ZM223 115V116H222ZM162 116V117H161ZM175 116H176V118H175ZM189 116V117H188ZM193 116V117H192ZM212 116H215V117H212ZM156 117H157V119H156ZM171 117V118H170ZM199 117H200V119H199ZM211 117V118H210ZM225 117V118H224ZM235 117H237V118H239V119H236ZM163 118V119H162ZM192 118V119H191ZM196 118V119H195ZM214 118H216L215 120H214ZM74 119H76V121H78V122H76ZM81 119V117H76L73 113L71 114L70 112H68V111H66V112H63V113H61V115H59V116H56V117H54L53 119H51L49 122H47V124H46V130H47V132L44 134V136L43 137H41L40 138V143H42V144H39L33 151H35V152H33L32 153V155H34L33 156V158H34V160H36V159H38V158H40V160L38 161V160H36V163L35 162H33V167L31 166L30 168H28V170H30L29 172H28V178L31 180V183H30V180H27V176H26V173H21V171H20V169L23 167V165L21 164L22 162H21V159H18V158H15V159H10V160H6V162L7 163H5V165L6 166H8V172H7V174H6V178H5V180H4V182H5V184H10V186L11 187H9L8 189H5V190H2V191H0V208L2 207V205H4L3 203L5 202L6 203V206H9V207H11V208H13V209H15L16 208V210H19V208L21 207L20 206V202H19V200H16L19 196H20V192H21V190H20V188H18V186L16 185V184H18V181H20V183H24V184H29L30 183V186H32V187H35L36 188V186H38V188L37 189H40L41 191H43V193L45 194V192L47 191L46 189L48 188V191L50 190V188L49 187H51V186H53V185H50V184H55V186L57 187H59L60 188V186L62 187L63 185L65 186V187H70L69 188V190H70V192L72 193L73 192V194H72V196H73V198L75 197V198H79V196H80V200H82V201H80V200H77V199H75V200H77V201H79L78 203H80L81 202V204L83 203V205H85L86 203H84L85 201H84V198L86 197L85 196V192L88 190V189H90V190H92V187H94L93 185H94V183H96L97 184V182H100L99 184V186H100V189H99V191H97V197L94 199V200H92L96 205L98 204V203H101V204H99V205H95L94 204V207H97L98 208V210H97V212H96V209L97 208H92L93 207V202L91 203V204H89V207L91 208V210L90 211H87V210H89V209H87V208H89L88 207V205H87V207H86V205L84 206L85 208H83L86 212H84L83 210H81V211H83L82 213H87V214H82L83 216H81V215H76L77 217L79 216V218H76L77 220L78 219H81V220H78V221H81V223L82 224H84L85 222L86 223H90V221L91 220H93V217H92V213H93V215H94V213H96L94 216L95 217H97L98 218V216H99V218L97 219V218H95V219H97L95 222L96 223H98V225H99V229L98 230H95V228H92L91 229V227L89 228V227H87L86 225L87 224H84V227L83 226H81V223L79 224V226L77 225V223H78V221H77V223L75 222V216L73 217V220H72V218H71V220L72 221H74V222H72L71 221V223H72V225L71 226H69V224H71V223H68V222H66V221H69L70 219H69V217H68V219L66 218H63L62 216H60V215H55L56 217H55V220L52 222V221H48L46 218V215L44 214V213H38V215H39V217H38V215L36 214V213H33L32 215H30L31 216V218L30 219H28L30 222H26L27 224H29V225H27V224H25V223H23V226H24V224L26 225V226H33V228H35V230H38V232H35L34 231V236L36 235V237L34 238V236H33V233H31V234H29L28 236H26V239H25V242H27L26 244H27V246H34L35 244V246L34 247H38L37 249V251L39 252V251H43V252H47V253H51V254H54V253H56L57 251H59L60 249H62L59 245V243H61L62 241V243H72V242H74V244H80V243H82L83 244V246H85V244H84V241L85 240H88V239H90L92 236H94L93 234H97L98 232V235H96V236H94L91 240H89L90 242H93V248H94V254L93 253H90V254H88L89 255V257H88V255L87 254H85L84 255V253H81V255H78V253H75L76 251H71L70 253H69V255L71 256V259H73V257H74V259L72 260L73 261V263L74 264H128V262H129V264H146V263H150V264H153L152 262H153V257H152V261H149L148 260V258H147V256H144L143 255V253H142V251L140 250V249H138L137 248V244H136V239L138 240L139 238L141 239L142 238V229H143V222H140V221H142V219H140V215H142L143 213H146V210L148 209V206H149V204L148 203H150V202H152V200L148 197V196H146V199H145V201L147 202H145L144 200H142V199H144V198H142L141 197V195H139V194H142L143 192H144V190L146 189V188H144L143 189V187H146V186H143V184L141 185L142 186V189L140 190L141 192L139 193V191H137L139 188H138V181L145 175L143 172H141V173H138L137 172V169L136 168H138V167H140V165H135V163H131V162H127V161H125V162H120V160H118L117 159V156L118 155H115L114 153H112V151L111 150H109L106 154H105V156L103 155V157H101V156H98L97 155V153L95 152V150H93L92 149V147L91 146H94L95 145V137L97 136V134L98 135H101V134H106V133H108V134H106L107 136H108V141L109 142H112L113 140H111V139H113V136L115 135L114 133H116V130L112 127L111 129L110 128H108L107 129V127H106V125H104V126H102V122H101V120L98 118V117H95L94 116V118H92L91 120H89V121H91L90 123H89V121L88 122H85V121H82V120H80ZM168 119V120H167ZM236 119V121L238 122V120H239V123H237L236 121H233V120H235ZM70 120V121H69ZM93 120L95 121V122H93ZM170 120V121H169ZM182 120V121H181ZM191 120V121H190ZM195 120V121H194ZM81 121H82V123H81ZM164 121V122H163ZM180 121V122H179ZM145 122V123H144ZM168 122V123H167ZM24 123H26V122H24ZM85 123H88V125H90L89 126V130H90V128H91V130H90V132L88 131L87 133H86V131L88 130L87 128H88V125L86 124V126H87V130H84V129H82V130H80L79 131V129H81V127H80V125L79 124H82V127L83 128H85L83 125H85ZM95 123V124H94ZM192 123V124H191ZM74 124V125H73ZM94 124V125H93ZM165 124H166V126H165ZM179 124H181V125H179ZM232 124H234V125H232ZM76 125H77V127H76ZM92 125H93V127H92ZM170 127H169V126ZM192 125V126H191ZM236 125V132H235V130H232V129H234V126ZM54 126V127H53ZM67 126V127H66ZM164 126V127H163ZM195 126V127H194ZM63 127V128H62ZM72 128L73 130H71V133H70V130H69V128ZM197 127V128H196ZM70 128V129H71ZM99 128V129H98ZM185 128V129H184ZM191 128V129H190ZM51 129H53V130H55V131H53V130H51ZM77 131H79V133L78 132H76V130ZM111 130V132H110V130ZM172 129V130H171ZM232 131H231V130ZM99 130V131H98ZM108 130V131H107ZM113 130V131H112ZM166 130V131H165ZM175 130V131H174ZM51 131H53L52 132V134H51ZM85 131V132H84ZM94 131L96 132V133H94ZM172 131V132H171ZM183 131V132H182ZM190 131H192V132H190ZM81 132V133H80ZM83 132V133H82ZM106 132V133H105ZM110 132V133H109ZM144 132H142V133H144ZM176 132V133H175ZM58 133H59V135H58ZM70 134V135H69ZM79 134V135H78ZM81 134V135H80ZM85 134V135H84ZM110 134V135H109ZM113 134V135H112ZM181 134V135H180ZM227 134V135H226ZM11 136V140L10 139H3V140H0V146H2V144L3 143H5L6 141H11V144L13 145V147H14V150H15V152H16V150L18 151L19 150V138L22 136V134L21 133H19L16 129L13 131V133L12 134H10ZM92 135L94 136L93 138H92ZM238 135V136H237ZM47 136H49V138H50V140H47L46 138H48ZM55 136V138L53 139V137ZM62 136V137H61ZM79 136H81V137H79ZM83 136V137H82ZM106 136V137H107ZM111 136V137H110ZM71 137V138H70ZM76 137V138H75ZM91 137V138H90ZM59 140H58V139ZM81 138V139H80ZM85 138V139H84ZM188 138H190V139H188ZM68 139H70V141H71V139H73L72 140V143H73V145L75 146L76 145V148H75V150H74V153H75V155L73 154L72 156H70L69 158L68 157H66L65 156V151H64V147L66 146L65 144V141L68 143V142H70V141H68ZM94 139V140H93ZM195 140L197 139V138H194ZM17 140V141H16ZM84 140V141H83ZM175 140V139H174ZM179 140V141H180ZM183 141V142H182ZM186 141V142H185ZM243 141V142H242ZM16 142V143H15ZM246 144H245V143ZM84 143L85 145H82V144ZM242 143V144H241ZM250 143V144H249ZM15 145V146H14ZM91 145V146H90ZM245 147H244V146ZM247 145V146H246ZM81 147V148H80ZM243 147H244V149H243ZM247 147V148H246ZM88 148H89V150H88ZM47 149H49V150H47ZM240 149H241V151H240ZM252 149V150H251ZM54 152V154L52 153V151ZM49 151V152H48ZM63 151H64V153H63ZM248 151H252V152H248ZM6 153H11V152H9V149H7L6 151H5ZM38 152V153H37ZM48 152V153H47ZM55 152L56 153H58L57 155H55ZM167 152H169V151H167ZM166 151L165 152H163L162 151V153L163 154H165L166 155V157H168L169 159H171V157H172V159L173 158H175L176 156L173 154V153H167ZM259 152L260 153H262V151H261V149L259 150ZM45 155H44V154ZM110 153V154H109ZM238 155H237V154ZM43 154V155H42ZM52 156H51V155ZM83 154V155H82ZM96 155V157H95V155ZM77 155V156H76ZM90 155V156H89ZM114 155V156H113ZM169 155V156H168ZM46 156V157H45ZM49 156V157H48ZM55 156V157H54ZM74 156L76 157V158H74ZM94 156V157H93ZM175 156V157H174ZM38 157V158H37ZM113 157V158H112ZM238 157V158H237ZM246 157H248V159L246 158ZM45 158L47 159V160H45ZM55 158V159H54ZM61 158V159H60ZM67 158V159H66ZM95 158V159H94ZM115 158V159H114ZM242 158V159H241ZM245 158V159H244ZM63 159V160H62ZM66 159V160H65ZM78 159V160H77ZM113 159V160H112ZM14 160V161H13ZM93 160V161H92ZM243 160V161H242ZM66 161H68V162H66ZM73 161V162H72ZM90 161V162H89ZM106 163H105V162ZM45 162H47V165H49L51 168L49 169L48 167H47V170H46V168L44 169L43 167H44V164H45ZM98 162V163H97ZM16 163V164H15ZM69 163H72V164H69ZM75 163V164H74ZM91 163V164H90ZM101 163H104V165L103 164H101ZM128 163V164H127ZM35 164V165H34ZM37 164H39L40 165V167L37 165ZM60 164V165H59ZM66 164V165H65ZM97 164V165H96ZM125 164H127V165H125ZM150 164H151V162H149V160L145 163V166L147 165L148 167L150 166ZM37 165V166H36ZM43 165V167H41ZM70 165V166H69ZM92 165V166H91ZM94 165V166H93ZM103 165V166H102ZM116 166V167H114V166ZM120 165V166H119ZM11 166V167H10ZM67 166V167H66ZM73 166V167H72ZM107 166V167H106ZM113 166V167H112ZM137 166V167H136ZM20 167V168H19ZM77 167V168H76ZM105 167H106V169H105ZM31 168H33V169H31ZM42 168V169H41ZM111 168V169H110ZM46 170L47 171V173H45L46 171H44V170ZM48 169L49 170H51V171H48ZM53 169V170H52ZM70 169V170H69ZM92 169V170H91ZM97 169V170H96ZM110 169V170H109ZM141 169H142V166H141ZM262 169L263 168H260V169H254L253 170V175H255V176H257L258 174V176H261V178H263L264 177V171H262ZM32 170H34L33 172H32ZM74 170V171H73ZM119 170V171H118ZM123 170V171H122ZM228 170V169H227ZM230 170H231V172H233V173H235V174H238V172L237 171H235V169H233V168H230ZM257 172H256V171ZM264 170V169H263ZM44 171V172H43ZM77 171V172H76ZM113 171H114V173H113ZM229 171V170H228ZM37 172V173H36ZM39 172H43L42 173V175H40V173ZM66 172L67 173H69V174H66ZM89 174H88V173ZM96 172V173H95ZM119 172V173H118ZM125 172V173H124ZM134 172V173H133ZM260 172V173H259ZM21 175H19V174ZM36 173V174H35ZM44 173H45V175H44ZM93 173H95V174H93ZM123 173V174H122ZM262 173V174H261ZM37 174H39L40 176H44L43 178L41 177V178H39V175H37ZM47 174V175H46ZM62 174V175H61ZM111 174V175H110ZM114 174V175H113ZM128 174V175H127ZM134 174H138V175H134ZM240 174V173H239ZM10 175H11V177H10ZM14 175V176H13ZM29 175H30V177H29ZM35 175H37L36 176V178H35ZM67 175V176H66ZM87 175V176H86ZM101 175H102V177H101ZM122 175H124V177L122 176ZM244 175V172H242V176ZM263 175V176H262ZM32 176V177H31ZM45 176H48V178H46ZM97 176V177H96ZM108 176V177H107ZM127 176V177H126ZM14 177V178H13ZM55 177V178H54ZM67 177V178H66ZM126 177V178H125ZM145 177V176H144ZM144 177H143V179H144ZM11 178H13V179H11ZM33 178V179H32ZM35 178V179H34ZM53 178V180H51ZM99 178H100V180H99ZM125 178V179H124ZM11 179V180H10ZM39 179H40V181H39ZM48 181V183H49V186H47L48 184L46 183L47 181ZM111 179H113V180H111ZM123 179V180H122ZM127 179V180H126ZM138 179V180H137ZM143 179H141V180H143ZM10 180V181H9ZM17 180V181H16ZM37 180V181H36ZM44 181V183H43V181ZM59 180V181H58ZM77 180V181H76ZM97 180V181H96ZM99 180V181H98ZM110 180V181H109ZM125 180V181H124ZM137 180V181H136ZM15 181V182H14ZM39 181V182H38ZM65 181V182H64ZM94 181V182H93ZM106 181V182H105ZM131 181H133V182H131ZM146 181H148V179L146 178ZM7 182V183H6ZM27 182V183H26ZM36 182H38V184H36ZM51 182V183H50ZM80 182V183H79ZM83 182V183H82ZM131 182V183H130ZM33 183V184H32ZM112 183V184H111ZM127 183V184H126ZM261 185H263L264 186V180L263 181H261ZM32 184V185H31ZM36 184V185H35ZM39 184H41V185H39ZM44 184H47L46 186L44 185ZM57 184V185H56ZM66 184V185H65ZM107 184V185H106ZM131 184H132V187H131ZM16 185V186H15ZM103 185V186H102ZM110 185V186H109ZM130 185V186H129ZM41 186H43V188L41 187ZM57 187V188H58ZM106 187V188H105ZM112 187V188H111ZM105 188V189H104ZM111 188V189H110ZM138 188V189H137ZM236 188V187H235ZM235 188H233L232 190H229L228 191V189L226 190V192L228 191V193L229 194H231V195H233L232 196V198H231V195L229 196L230 198L229 199H227V197H228V195L226 194V196H224L223 198H224V201H225V199L226 200H230L229 202L228 201H226V202H228V204H226V202L224 203V201H223V205H222V201L220 202V201H216L215 202V200L217 199L215 196H214V199L215 200H213L212 202H211V205H209V207L207 208V209H209L210 208V206H212L213 208H212V210L214 211V212H218V211H220L218 208H220V209H222L221 210V213H223L222 215H226V210H230V214H229V216L228 217H230V220L232 221L233 220V218L235 219V216H234V214L236 213V212H238L239 210V208H242V207H240L242 204H241V202L243 203V205L245 206V210L246 211H248L249 209H250V207H251V203H252V200L253 199H258L259 200V205L257 206V205H254V211L256 212V213H259V210L261 209V204H262V201L260 202V200H263L262 198H261V196H259V195H256L255 193H257L256 191H258L257 190V188H259V185L258 186H252V188L251 187H245V189L243 190V189H241L239 192H241L240 193V195H239V192H237L236 190H235ZM43 189V190H42ZM45 189V190H44ZM128 189H130V190H128ZM212 189H214V187L212 188ZM215 189H217V188H215ZM124 190V191H123ZM233 190H234V192L236 191V193H234L233 192ZM108 191V192H107ZM115 191V192H114ZM126 191V192H125ZM247 191H249L251 194H255V195H252V197H251V195H250V193L248 192L247 193ZM16 193L15 194V196H17L16 198L14 197V198H11L12 199V201L10 202L9 201V198L10 197H12L11 196V194H14V193ZM40 192V191H39ZM82 192V193H81ZM111 192V193H110ZM114 192V193H113ZM119 192V193H118ZM121 192V193H120ZM134 192V193H133ZM242 192H243V194H242ZM41 193V192H40ZM46 193H48V192H46ZM117 193V194H116ZM218 192L215 190V194H217ZM235 194V196H234V194ZM76 194H79V196H77ZM245 194V195H244ZM19 195V196H18ZM75 195V196H74ZM71 196V195H70ZM70 196H69V198H70ZM72 196H71V199L70 200H73V201H71V202H69L70 200H67L68 202V204L69 205H71L72 206V208L74 209L75 208V210L77 209V207H79L78 208V210H80V209H82V205H80V204H78L77 202H76V204L77 205H80V206H75V200L72 198ZM85 196V197H84ZM114 196V197H113ZM133 196V197H132ZM171 196V195H170ZM236 196H240L239 197V200H238V198L236 197ZM113 197V198H112ZM116 197V198H115ZM123 197V198H122ZM137 197V198H136ZM140 197H141V199H140ZM242 197H244V198H242ZM8 199V200H4V199ZM45 198H47V197H45ZM170 197L168 196V197H164V200L167 202L166 204H168V202H169V200L167 201V199H169ZM234 198V199H233ZM238 200V202L241 204V205H239V203L238 202H236V199ZM242 198V199H241ZM87 198H85V200H86ZM104 200H105V202H104ZM107 200V201H106ZM115 200V201H114ZM141 200V201H140ZM219 200H221V199H219ZM232 200H234L235 202H236V204L234 205L232 202ZM242 200V201H241ZM42 201V200H41ZM66 201V200H65ZM84 201V202H83ZM43 203H45V200L44 201H42ZM74 204H73V203ZM90 202V200L88 201V199H87V203H89ZM98 202V203H97ZM108 202V203H107ZM130 202V203H129ZM132 202H134L135 203V205L134 204H131ZM136 202H139V203H136ZM43 203H42V206L41 207H44L43 206ZM113 203V204H112ZM120 205H119V204ZM220 204V206H219V204ZM229 203H232V204H229ZM249 203V204H248ZM261 203V204H260ZM115 204V205H114ZM123 204V205H122ZM138 204V205H137ZM146 204H148V205H146ZM215 204V205H214ZM11 205V206H10ZM15 205V206H14ZM100 205H101V207H100ZM107 205V207H105ZM113 205V206H112ZM126 205V206H125ZM132 206V209H131V206ZM142 205H144V206H142ZM242 205V206H243ZM17 206H20V207H18L17 208ZM82 206V207H81ZM119 206L121 207V209H123L122 211H120L121 209L119 208ZM123 206V207H122ZM128 206V207H127ZM133 206H136V209H135V207H134V209H133ZM141 206V208H139ZM147 206V207H146ZM187 206H192V208H194L195 209V207H193V205H187ZM187 206H185V207H187ZM219 206V207H218ZM223 206V207H222ZM232 206H233V208H232ZM104 207V208H103ZM130 207V208H129ZM137 207L139 208V209H137ZM190 207H188V209H191V210H193L194 211V209H192V208H190ZM225 207V208H224ZM228 207H230V208H228ZM235 207V208H234ZM239 207V208H238ZM260 207V208H259ZM125 208V209H124ZM145 208H147L146 210H145ZM217 210H216V209ZM20 209H22V208H20ZM92 209H94L93 211H92ZM104 209H105V211H104ZM184 209V208H183ZM197 209H199V208H197ZM196 209V210H197ZM206 209V210H207ZM211 209V208H210ZM226 209V210H225ZM102 210V211H101ZM110 210H111V212H110ZM136 211V210H138L137 212H142L140 215L137 213V212H134V211ZM140 210H142V211H140ZM184 210H187V208H185ZM205 210V211H206ZM212 210H211V213H213L212 212ZM216 210V211H215ZM236 210H238V211H236ZM241 210V209H240ZM92 211V212H91ZM101 213H100V212ZM115 211V212H114ZM126 211V212H125ZM133 212V213H129V212ZM91 212V213H90ZM104 212H105V214H104ZM113 212L117 215H115V214H113ZM117 212V213H116ZM121 214H120V213ZM196 212V211H195ZM207 212H210V211H207ZM240 212V211H239ZM238 212V213H239ZM89 213H90V215H89ZM99 213V214H98ZM103 213V214H102ZM236 214V216L237 215H239L238 217L240 218V220H239V218L237 217L235 220H236V222H231V226L232 227H234L233 225H240V223L239 222H241V223H243V221H245V223L246 222H248L249 221V219H247V221H246V217H244L245 215H243L242 217L244 218H242L241 217V215H240V213L239 214ZM37 216H36V215ZM43 214V216H41ZM109 214V215H108ZM112 214V215H111ZM124 214V215H123ZM127 214H128V216H127ZM131 214V215H130ZM137 214V215H136ZM12 215H13V217H12ZM17 215V216H16ZM15 215V217H17V219L19 220L21 217V214H16ZM20 215V216H19ZM33 215H35V216H33ZM87 215H89V219L87 220L86 218H88V216ZM118 215H120V217H122V218H120V217H118ZM134 215H136L135 217H134ZM205 215V214H204ZM233 215V216H232ZM9 216V217H8ZM46 218H45V217ZM58 216V217H57ZM60 216V217H59ZM84 216L86 217V218H84ZM90 216H91V218H90ZM114 216V217H113ZM126 216V217H125ZM133 216V217H132ZM206 216H209L208 215V213L206 214ZM2 218L4 217V216H1ZM6 217H8V218H5V220H3V219H1L0 218V264H3V262H4V264H6L7 262L9 263V262H11V263H9V264H37V262H29L28 263V261H25V258L23 259V257L25 256L24 254H23V257L22 256H20V255H22V252H19V251H13L12 250V252L10 253V256L8 255V253H5V248H6V246H8V243H11V241H15V240H17V236H16V233L18 234L19 232H17V230H16V228H18V226L19 227H21V224L18 222V220L17 219H15V217H14V213L12 214H9V215H7ZM23 217H25V214L23 215ZM42 219H41V218ZM101 217L103 218V219H105V220H102L101 219ZM112 217V218H111ZM128 217V218H127ZM130 217H132V219L130 218ZM224 217H227V215L226 216H224ZM16 220V221H13L14 219ZM34 218H35V220H34ZM37 218V219H36ZM39 218V219H38ZM44 218H45V222L46 223H44ZM110 218H111V220H110ZM119 218V219H118ZM138 220H137V219ZM210 218V217H209ZM248 218V217H247ZM8 219V220H7ZM12 219V220H11ZM109 219V220H108ZM127 219L128 221H125V220ZM139 219H140V221H139ZM242 219H243V221H242ZM1 220H3V221H1ZM35 222H34V221ZM40 222V224L39 223H37L38 221ZM58 220V221H57ZM85 220V221H84ZM87 220V221H86ZM135 220H136V222H135ZM254 220L256 221V225L257 224H260L259 226H261V223H259V221L261 220L260 218H258L257 217V220H256V218H254ZM8 221V222H7ZM37 221V222H36ZM43 221V222H42ZM56 221V222H55ZM64 221V222H63ZM82 221H84V222H82ZM98 221V222H97ZM106 221V222H105ZM108 221H111V223H108ZM125 221V222H124ZM198 221H201V220H198ZM2 222V223H1ZM32 222V223H31ZM42 222V223H41ZM50 222V223H49ZM60 222V223H59ZM94 222V223H95ZM99 222H101L100 224L102 225H100L99 224ZM104 222V223H103ZM135 222V223H134ZM197 222V221H196ZM195 222V223H196ZM13 223V224H12ZM20 225H19V224ZM46 224V226L44 225V224ZM56 223V225H54ZM63 223V224H62ZM68 223V224H67ZM74 223V224H73ZM76 223V224H75ZM91 223H93V221H91ZM107 223H108V227L107 226H105L104 224H106L107 225ZM115 223L116 224H118V226L117 225H115ZM122 223H124V225L122 224ZM131 224L130 226H129V224ZM134 225H137V226H134ZM194 223V224H195ZM197 223H202V222H197ZM232 223H236V224H233L232 225ZM245 223H243L242 224V226H246V224ZM51 224V225H50ZM60 224H61V226L63 227V226H65V229H64V227L62 228L61 226H60ZM128 224V226H129V228L126 226ZM141 224H142V226H141ZM194 224H192V225H194ZM249 224V223H248ZM36 225V226H35ZM44 225V226H43ZM59 225V226H58ZM74 225V226H73ZM140 225V226H139ZM198 225L199 224H196V226L195 227H198ZM12 226H15V227H13V229L15 230H13L11 227ZM38 226V227H37ZM43 226V227H42ZM67 226V227H66ZM73 226V228H75L76 226V228L75 229H72V231L70 232V227H72ZM104 226H105V228H104ZM116 226V227H115ZM121 226V227H120ZM123 226L125 227V228H127V229H124L123 228ZM132 226V227H131ZM221 226V225H220ZM256 227V229L255 228H252L251 230L249 229V231H251V232H254L255 230V232H257L258 231V229L257 228H259V230H260V233H258V234H261L262 235V233H261V231L264 233V229H263V227L261 226V227ZM47 227H49V228H52V229H49V234L47 235L46 233H48V231H46L45 232V230L46 229H48ZM61 227V228H60ZM78 227H83L82 229L81 228H79L78 230H77V228ZM134 227V228H133ZM140 227H142V228H140ZM188 227V226H187ZM185 227L186 229H185V231L186 232H184L186 235L184 236V237H182L181 239H180V242H182V243H180L182 246L181 247H183V249H184V251H186V252H189L190 250H189V248H187V240H186V238L187 239H189L188 237H187V234L188 235H190L189 233H190V231H192V229L190 228V227ZM194 226L192 227V228H194V229H196ZM216 227H218V228H220L219 226H217L216 225ZM222 227V226H221ZM230 227V226H229ZM239 227V230L237 229V226H236V228H232L231 230H233V233H231V234H234V233H238V231H242V227H241V225L240 226H238ZM241 227V228H240ZM5 228H6V230H5ZM40 228V229H39ZM46 228V229H45ZM86 228H89V230L91 231L92 230V232H90V234H86V232H88L89 230L87 229V230H85ZM108 228V229H107ZM122 228V229H121ZM134 231H132L131 229ZM136 228H138L137 230H136ZM44 229V230H43ZM64 229V230H63ZM68 230V232H67V230ZM82 231H81V230ZM93 229H94V232H93ZM105 229V230H104ZM120 229L123 231H121L120 232ZM129 229H130V231H129ZM135 229V230H134ZM193 229V230H194ZM198 229L199 228H197V230L195 231V232H197L198 231ZM221 229H223V227L221 228ZM226 229V230H225ZM237 229V230H236ZM57 230L58 231V233L57 232H55V231ZM61 230V231H60ZM80 230V231H79ZM104 230V231H103ZM113 230H115V232H117V234H118V236L116 235V233L113 231ZM117 230H119V231H117ZM139 230V231H138ZM231 231L230 229H227V228H224V230H222L223 232H227V231ZM59 231H60V233H59ZM75 231H77V232H75ZM84 231H86L85 233H84ZM98 231V232H97ZM104 233H103V232ZM126 231H128L127 233H126ZM137 231H138V234H137ZM234 231H236V232H234ZM248 231V232H249ZM14 232H16V233H14ZM42 232V233H41ZM44 232V233H43ZM53 232V233H52ZM66 233V234H63V233ZM129 232H132L133 234L132 235H130V233ZM239 232V233H240ZM247 232V233H248ZM259 232V231H258ZM5 233V234H4ZM56 233V234H55ZM78 233V234H77ZM89 233V232H88ZM101 233H103V234H101ZM109 233V234H108ZM113 233H115L114 235H113ZM119 233H121V234H119ZM123 233H126V236H128L129 235V237H126ZM238 233V234H239ZM243 233H245V232H243ZM12 234H15V235H12ZM42 234H43V236H42ZM59 234H61V235H59ZM72 234V235H71ZM99 234H100V237H98L99 236ZM31 235H32V237H31ZM40 235V236H39ZM45 235H47V236H45ZM58 235V236H57ZM63 235V236H62ZM65 235V236H64ZM76 237H75V236ZM87 235V236H86ZM113 235V236H112ZM134 235V236H133ZM13 236L15 237V238H13ZM59 236H60V238H61V236H62V238L64 239H59ZM83 236V237H82ZM136 236V237H135ZM141 236V237H140ZM68 237V238H67ZM98 237V238H97ZM106 237V238H105ZM122 237V238H121ZM132 237V238H131ZM138 237V238H137ZM27 238H29V240L27 239ZM32 238H33V240H32ZM51 238V239H50ZM52 238H53V243H52ZM57 238H58V240H57ZM72 238V239H71ZM75 238H79L78 240L77 239H75ZM122 240V239H125L126 238V241L125 240H123V241H121L120 239ZM18 239H19V237H18ZM35 239V240H34ZM99 239H101V241H99ZM106 239L108 240V244L105 246V244L107 243V241H106ZM110 239V240H109ZM115 239H117V240H115ZM46 240H47V245L45 244V242H46ZM48 240L49 241H51L50 243L48 242ZM69 240H71V241H69ZM106 241V243H105V241ZM115 240V242H112V243H109L110 241H114ZM128 240V241H127ZM130 240V241H129ZM131 240H133V241H131ZM135 240V241H134ZM34 241V242H33ZM40 241V242H39ZM78 241V243H76ZM95 241H97L98 243H97V245H96V242ZM120 241V242H119ZM175 241H176V238H174V239H172L171 240V243H172V245L174 246V244H175ZM184 241V242H183ZM6 242V243H5ZM55 242V243H54ZM104 242V243H103ZM129 242H130V244H129ZM158 242V243H157ZM174 242V243H173ZM30 243H32L31 245H28V244H30ZM34 243V244H33ZM57 243H58V246H57ZM117 243H118V245H117ZM121 243V244H120ZM128 243V244H127ZM157 243V244H156ZM4 244V245H3ZM99 244V245H98ZM111 244V245H110ZM113 244H115V245H113ZM126 244V245H125ZM6 245V246H5ZM117 245V246H116ZM119 245H121V246H123V247H121V246H119ZM125 245V246H124ZM99 248H98V247ZM101 246V247H100ZM113 246V247H112ZM150 244H146L145 243V248H147L148 250H150V251H152V249H154V252H156V253H158L157 255H156V253H155V258H162V251H160V250H162V243L159 241V239H157V240H155V242H154V246H156V248H154V246H151ZM160 246H161V249H160ZM175 246H176V244H175ZM3 247V248H2ZM109 247L111 248V250H113V251H111L110 249H109ZM125 247V248H124ZM86 248V247H85ZM92 248V249H93ZM98 248V249H97ZM101 248V249H100ZM112 248H114V249H112ZM124 248V249H123ZM4 249V250H3ZM39 249H42V250H39ZM103 249V250H102ZM121 249H123L122 251H120ZM129 249V250H128ZM4 251V253H5V255L7 254L9 257H6L5 255H2V253H3V251ZM99 250V251H98ZM116 250V251H115ZM118 250V251H117ZM126 251V252H125ZM16 252H17V254H16ZM72 252H73V254H72ZM96 252V253H95ZM115 252H117V253H115ZM191 252V251H190ZM13 253V254H12ZM40 253V252H39ZM108 253V254H107ZM110 253V254H109ZM127 253V254H126ZM77 254V255H76ZM13 255V256H12ZM14 255H16V256H14ZM18 255V256H17ZM75 255V256H74ZM84 255V256H83ZM97 255V256H96ZM120 255V256H119ZM4 256V257H3ZM91 256H93V257H91ZM113 256V257H112ZM117 258H116V257ZM128 258H127V257ZM83 257H85V259H83ZM99 259H98V258ZM112 257V258H111ZM133 257H134V259H133ZM2 258L4 259L3 260V262L1 261L2 260ZM5 258L8 260L9 258V260L8 261H6L5 260ZM12 258V259H11ZM20 258H22V260L20 259ZM81 260H80V259ZM93 258H96V259H98V261L96 260V259H93ZM34 259H36V258H34ZM33 259V260H34ZM103 259H104V262L106 261V263H104L103 262ZM120 259V260H119ZM126 259V260H125ZM127 259H129V261L127 260ZM26 260H27V258H26ZM78 260V261H77ZM88 260H89V262H88ZM91 260H92V262H91ZM124 260V261H123ZM84 261V262H83ZM87 261V262H86ZM100 261V262H99ZM109 261V262H108ZM118 263H117V262ZM149 261V262H148ZM97 262V263H96ZM99 262V263H98ZM125 262V263H124ZM7 263V264H8Z\"/></svg>",
	"mask_w": 264,
	"mask_h": 264
},
{
	"label": "crops",
	"instance_id": "3",
	"mask_svg": "<svg viewBox=\"0 0 264 264\" xmlns=\"http://www.w3.org/2000/svg\"><path fill=\"white\" fill-rule=\"evenodd\" d=\"M57 46L54 47L55 55L56 53L59 54V50L62 47V43L58 44ZM67 54L64 56L65 58L61 63V67L59 68L60 70L58 69L56 72V75L57 76L59 75L58 76L59 78H63L61 80H64V82L66 83L67 81L69 83L71 82L70 84H67L65 86L64 88L65 91L71 89L74 86V84H77L78 81L77 78H79L78 73H72L71 75L67 73V75L69 76L65 75V73L67 72L66 70H68V72L70 71V69H67L69 67H67L68 65H66L67 64L66 59L68 60L72 59L75 53L69 52ZM37 59L36 58L33 59L21 55L6 62L3 61V66L2 68H0V75L8 68H10L11 66L18 63L21 60L27 61V64L31 69V74L25 77V79L23 80L24 83H22V85L13 88V90L10 91V94L4 92L3 89H0V138H1L0 140L11 139L10 134H12L13 131L19 125L23 124L26 121L33 120L35 113L39 111L40 108L42 109V106H45L43 108L48 107V105L52 106L53 104L51 103L52 102L54 103L56 101V98H58L60 95V92H58L59 94L57 95L56 91L58 89L52 86L54 84L51 83L52 82V80L50 79L51 75L47 73L48 72L47 68L45 69L46 65L44 64L43 61H39V59L38 60ZM31 61L33 66L32 64H30ZM4 133L6 134L4 135Z\"/></svg>",
	"mask_w": 264,
	"mask_h": 264
},
{
	"label": "water",
	"instance_id": "4",
	"mask_svg": "<svg viewBox=\"0 0 264 264\" xmlns=\"http://www.w3.org/2000/svg\"><path fill=\"white\" fill-rule=\"evenodd\" d=\"M30 74L31 69L27 64V61L21 60L0 75V89H3L4 92L10 94V91H12L16 86L18 87L22 85L25 77Z\"/></svg>",
	"mask_w": 264,
	"mask_h": 264
}]
</instances>
